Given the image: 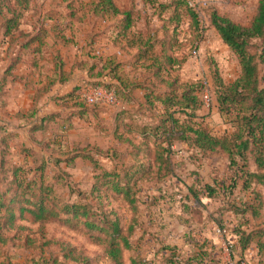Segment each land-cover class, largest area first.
<instances>
[{"label":"trees","instance_id":"1","mask_svg":"<svg viewBox=\"0 0 264 264\" xmlns=\"http://www.w3.org/2000/svg\"><path fill=\"white\" fill-rule=\"evenodd\" d=\"M60 1L66 13L58 21L49 19L53 23L50 28L43 18L37 26V17L32 30H26L20 23L24 13L31 9L29 0H0V45L6 46L5 52L10 57L6 72L25 62V56L33 70L42 71L47 59L52 67L45 82L36 89L31 108L17 116L25 120L35 118L37 103L43 94L55 84L68 81L74 69L84 70L89 76H95L89 85L110 93L121 104L112 114L110 135L128 160H119L112 169H106L96 161L93 153L106 157L110 148L73 144L70 160L87 159L98 170L92 176L89 190L83 192L75 187L68 171H60L58 159L55 167L59 173L51 176L46 173L49 162L43 159V154L51 156L52 151L62 149L61 142L55 139L57 137L35 139L31 136L35 147L20 145L24 162L13 167H8L6 137H0V246L11 244L34 249L39 242L42 247L56 244L58 254H42L39 264H56L58 256L75 264H95L100 259L110 264H221L217 257L219 249L206 239L194 243L187 255H183L176 245L163 244L161 249L166 253L161 255L158 263L141 259L135 254L131 239L138 226L143 227L141 219L124 230L117 213L108 207V192H112L126 201L130 210L137 212L139 189L134 187L143 181L161 182L176 177V145L186 144L201 157L222 153L229 159V176L213 177L210 182L203 181L202 184L196 181L198 187L187 186L184 196L197 202L201 197H220L222 206L219 212H230L235 218L232 225H227L221 216L213 219L219 230L227 227V233L237 239L241 255L229 264H240L244 260V251L253 242H256L259 254L264 252V231L251 226L250 218L258 217L264 205L263 195L258 189L264 187V89L259 87L258 78V62L264 66V0H258L255 15L247 25L234 23L215 13L210 17L216 33L240 65V74L232 83L225 85L220 78L215 80L219 112L235 114L234 131L221 136L213 135L194 121L201 105L197 93L202 85L179 83L178 77L173 75L187 59V55L180 53L183 40L180 39L179 28L183 20H189V38L191 34L195 38L192 45L204 35L200 18L188 0H141L143 5L152 9V17L157 16L161 20L157 29L149 25V28L136 31L130 13L123 12L124 18L112 19L109 23L111 28H108L111 32L109 42L115 52L95 57L89 64L74 60L69 71L65 70L66 63L54 45L76 46L73 24L83 19L87 11L79 12L83 5L78 0ZM86 6L91 8L89 14L98 18L105 19L109 13L115 17L120 13V7L113 0H90ZM170 9L171 14L166 16ZM68 31L70 34L66 33ZM255 39L263 40L260 53L250 51L251 42ZM98 62L100 67L93 73ZM78 90L74 87L64 95L53 97V101L61 106L72 102L71 110L63 119L68 124L73 117L85 115L98 120V107L86 105L77 96ZM59 117L58 111L42 115L32 123L30 132L45 133ZM119 154L117 151L115 156ZM58 185L67 188L77 201L61 196L57 191ZM89 197L101 199L106 204L101 205L99 200L96 204L87 202ZM49 222L69 230H83L104 247L102 254L89 259L76 250L74 255L76 248L46 235ZM125 251L129 252L127 259L124 258Z\"/></svg>","mask_w":264,"mask_h":264},{"label":"rangeland","instance_id":"2","mask_svg":"<svg viewBox=\"0 0 264 264\" xmlns=\"http://www.w3.org/2000/svg\"><path fill=\"white\" fill-rule=\"evenodd\" d=\"M88 1L90 0H80V2L78 0V3L83 5V8L79 11L80 13L85 11H87V14L91 13V8L86 6ZM113 1L115 5L120 7V13L115 17L111 13L105 19L86 14L87 16L85 15L83 19L73 24L72 33L76 46H60V52L67 66L74 59L86 61L89 64L95 60V57L97 59L109 50L112 51L113 49H110L109 46L111 33L108 30V28H111L109 23L112 19L124 18L123 12L128 11L130 13V17L134 22L133 29L136 31L146 27L149 28V25L155 30L162 23L157 16L152 17V9L147 5H143L141 0ZM160 1L167 2L169 0ZM188 1L200 18L201 25L204 28V35L200 38V41L192 45L191 43L195 38L193 34L189 38L187 31L189 20L188 18L183 20L179 28V36L183 40L180 53L187 55V59L180 68L173 72V75L178 77L179 83L202 85L201 91L197 93L201 105L196 112L197 117L194 121L215 136L229 134L235 129V114L225 115L219 112L215 80L220 78L225 85L232 83L240 74V65L236 56L216 33L211 25L210 17L212 13H215L234 23L247 25L255 15L258 0ZM29 2L31 9L24 13L23 20L20 23L22 24L20 26H23L26 30H32L33 21L37 17L39 19H37V26L40 24V19L43 18L45 19V24L50 28L53 25L50 20L58 21L66 13L64 4L60 0H29ZM171 11L170 9L166 16H169ZM147 20L149 23H146ZM105 28L107 32L104 31ZM66 33L70 34L69 31ZM262 43L263 40L261 39L253 40L250 51L252 53H260ZM99 67L100 63L98 62L97 69L93 73H96ZM94 77L89 76L83 70L77 69L72 81L61 90L77 87L79 90L76 94L83 99L86 105L90 107L96 105L98 107V120L85 115L82 118H73L68 124L63 118L71 110L72 102H68L64 107L52 101L58 106L53 105L47 109H58L63 115V120L50 124L48 132L35 134L37 138L42 136L47 138L57 137L55 139L60 141L62 145V149L52 151L51 156L46 153L43 154V159L49 162L46 169L47 175L51 176L53 173H59L55 167L57 165L55 160L58 159L61 162L58 164L60 165L58 167L62 169L60 171H68L75 187L83 192L89 190L92 176L96 175L98 170H95V165L87 159L75 158L70 160L72 155L70 149L73 144L77 143L82 147L92 144L106 150L110 148L107 150L108 156L106 157L93 153L96 161L106 169H112L113 165L119 160H128L110 135V127L113 124L112 114L121 107V104L116 102L110 93L89 85V82ZM258 78L259 87L264 89V66L260 62H258ZM57 95H60L59 91L53 93L52 97ZM26 124L29 125V123H25L24 129ZM18 130L22 133L21 127ZM22 139L24 141L27 140L24 137ZM176 149H178L176 154V177L161 182L143 181L134 187L139 189L137 194L139 199L137 212L130 210L127 202L112 192H108V207L117 213L124 230L131 223L141 219L143 227L138 226V229L131 236L135 245V254L141 259L158 263L161 255L166 253V251L161 249L163 244L176 245L183 255H187L194 243L207 238L209 240H219L222 256L227 261L233 260V253L229 244L225 242L224 238L220 237L217 227L213 225V219L220 216L226 224L231 223L229 219L232 218L228 213L221 214L219 212V208L222 206L220 197L212 199L201 197L200 202L195 201L192 197L189 199L184 198L187 193V186L195 185L198 187L196 181L202 184L203 181L210 182L213 177L229 176L227 172L229 167L227 155L209 153L206 157H201L186 144H178ZM9 150L8 167L24 162V157L20 154L16 142ZM112 150L118 151L120 154L115 156L116 152ZM57 191L65 199L73 202L77 201V197L74 194L70 195L67 188L58 185ZM97 200L100 201L101 205L106 204L105 201L93 197H89L87 202L96 204ZM29 226L36 228L35 225L30 224ZM45 233L51 238H59L63 240L64 244L67 243V245L73 246L74 249L76 248L74 255H76L77 250V253H80L83 257L92 259L95 255H101L103 252L104 247L97 244L87 233L80 229L79 231L69 230L55 222H49L46 225ZM58 249L59 247L56 244L50 243L42 247L40 242L34 249L16 247L11 244L3 245L0 246V262L4 261L6 264H39L42 254L56 256ZM128 253L127 251L124 252L125 259L128 258ZM261 256L252 259L244 258V262L245 264H264V259ZM56 264L75 263L65 262L58 256ZM95 264L110 263L105 259H100Z\"/></svg>","mask_w":264,"mask_h":264},{"label":"crops","instance_id":"3","mask_svg":"<svg viewBox=\"0 0 264 264\" xmlns=\"http://www.w3.org/2000/svg\"><path fill=\"white\" fill-rule=\"evenodd\" d=\"M1 34L2 33L0 31V39H1ZM60 46H64V45L56 44L54 45V48L60 51ZM109 46H110V49H113L110 45V42H109ZM5 47H6L5 45L3 46L0 45V137L2 136L6 137V140L9 146L8 151H10L9 149L13 147L15 142L18 146V149L20 145H25L27 147H35L31 139V136H33L35 139H41V138H47V137L42 136L40 138H37L35 135L36 133L43 134V132H40V131L31 133L30 127L32 123L36 122V119H38L39 117H41L42 115L48 112H52V111L60 112L58 109H53V108L47 109V108H51L53 105L58 106L57 104H54L52 102L53 97H54V96L52 97V95L53 93L59 91L60 95H57V96H61L72 90V89H65L62 91L61 89L72 81L75 75V71L77 69L73 70V72L70 75V79L68 81L62 84H59V83L55 84L53 87H51V89L47 93L43 94V96L38 100L37 112H36L35 118H31V120H25L23 118H19L17 114L21 112L25 113L31 108L33 104V99H34L36 89L45 82V77L51 73L50 68L52 67L49 62L50 60L47 59L44 61V67L42 71L33 70L32 68H30L29 64L27 63L28 62L27 60L29 58L25 56V60H26L25 62L18 63L15 68H13L12 70L9 71V73H7L6 69L9 65L10 57H8V55L6 54ZM70 47H74V46H70ZM113 50L112 51L109 50L104 55L115 52V50L114 51ZM71 64H69L68 66L67 65L65 66L66 71L70 70ZM118 103L120 104V102ZM62 116L63 115L60 113V117L56 118L55 122L59 120H63ZM73 118H77V117H73ZM23 122L29 123V125L26 124L25 129L23 127L25 123ZM20 127L22 129V133H20L18 130L20 129ZM23 137L24 139H27V140L24 141L22 139ZM258 189L261 191L263 195V200H264V187L260 186L258 187ZM227 213L232 218V219H229L231 220V223L227 225L234 224L235 218L230 212H227ZM250 218H251V226L255 228H261L264 231V205L258 217L252 218L250 216ZM213 225L216 226L215 223ZM226 228L219 230L217 227V232L219 233L220 237L224 238L225 242L228 243L230 246L231 252L233 253L232 254L233 260L231 261H227L222 256V248H221V243L219 240H214V239L209 240L207 238H204L208 241L213 242L216 245V248L219 249L217 257L220 260L221 264L232 263L236 261L237 258H239L241 255V252L238 249L236 237L229 235L226 231ZM262 242H264V235L262 237ZM263 253L264 252L262 251L259 254V248L257 247V244L256 242H253L250 244L249 248L246 251H244L243 256L244 258L252 259V258H256L262 255L261 257L264 259Z\"/></svg>","mask_w":264,"mask_h":264},{"label":"built area","instance_id":"4","mask_svg":"<svg viewBox=\"0 0 264 264\" xmlns=\"http://www.w3.org/2000/svg\"><path fill=\"white\" fill-rule=\"evenodd\" d=\"M86 100H87V99H86ZM87 102H88V100H87ZM240 264H245L244 260L240 261Z\"/></svg>","mask_w":264,"mask_h":264}]
</instances>
